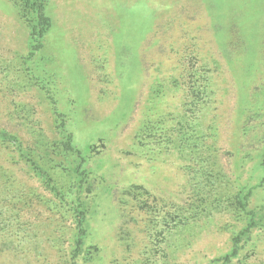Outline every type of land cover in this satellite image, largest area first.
Returning <instances> with one entry per match:
<instances>
[{
    "label": "rangeland",
    "instance_id": "1",
    "mask_svg": "<svg viewBox=\"0 0 264 264\" xmlns=\"http://www.w3.org/2000/svg\"><path fill=\"white\" fill-rule=\"evenodd\" d=\"M12 1L0 0V128L66 191L76 157L62 150L56 113L65 120L84 160L78 264H208L229 253L246 223L232 210L209 207L183 229L172 221L197 200L201 164L178 146L186 119L208 136L209 202L237 191L257 215L233 264H264V0H47L51 26L33 56ZM149 124L172 142L149 143ZM9 153L0 150V186L20 194L0 207V264H68L67 208Z\"/></svg>",
    "mask_w": 264,
    "mask_h": 264
},
{
    "label": "trees",
    "instance_id": "2",
    "mask_svg": "<svg viewBox=\"0 0 264 264\" xmlns=\"http://www.w3.org/2000/svg\"><path fill=\"white\" fill-rule=\"evenodd\" d=\"M47 0H13V4L19 10L22 18L27 19L28 27V39H29V51L30 56H33L34 52L42 47L43 39L48 32L51 24L50 19L46 14V4ZM202 95L201 89H193L191 93L192 102L189 105V114H194L195 110L199 107L200 96ZM56 118L59 119L57 123V128L61 130L64 142H62L61 147L64 153L74 154L76 157V163L73 168L75 174V180L70 184L71 186L66 190H62L55 180L51 176L48 169L42 167L38 159H33L34 149L29 144H25L17 135L0 128V150L11 151L8 156H6L7 164L13 163L16 159L20 161H25L28 167V174L31 179H36L43 188L51 194V197L60 205L67 208L70 220L74 226L72 235L71 251L68 257V264H78L77 259L84 252V247L86 244V238L88 234L87 228V216L85 210V203L80 197L82 177L85 175L83 170L84 160L81 153L78 152L72 145V136L66 130L65 120L62 116L56 113ZM172 135V134H171ZM208 136L205 134L203 128L194 126L192 120H185L184 125L178 130V146L185 152V158L193 161L195 164L200 162L201 167L198 172H195V184L193 188L196 189L197 200L192 203L187 204V209L185 206L179 207L178 212L174 220L177 221L176 226H180V229L188 226L191 221L196 222L201 214L205 212L208 214L209 207L210 212L214 209L217 210H232L238 218L246 220L244 229L233 238V242L229 253L222 257L211 260L208 264H233V258L237 257L239 254L241 235L251 233V229L258 226L257 215L253 210L248 208V198L247 196H241V193L237 191L230 194L231 191L227 189L226 195L218 196V199H214L209 202L211 196V187L214 185L213 178L216 179L212 171V166L214 162L211 161L210 156L207 154V150H210V145H206L205 140ZM143 138L148 140V142H154L158 146L162 145V142L168 141L172 142V136L165 133L163 129H159L157 126L149 124L143 132ZM174 140V139H173ZM41 158V157H40ZM39 158V159H40ZM23 161V162H24ZM216 161V160H215ZM1 171V170H0ZM1 176V174H0ZM1 178V177H0ZM5 178V176H4ZM3 179V177H2ZM9 180V178L7 177ZM213 188V187H212ZM214 189V188H213ZM19 191L17 189H10V187L5 184L0 186V207L3 208L4 212L10 211L9 203L11 201L16 202L15 198H18ZM251 195V194H250ZM29 199H24L23 202ZM27 203V202H26ZM0 208V209H1ZM6 208V209H5ZM6 210V211H5ZM185 212L188 215H185ZM2 213V211H1ZM5 215V213H2ZM176 223H174L175 226ZM175 226V227H176ZM182 234V230H180Z\"/></svg>",
    "mask_w": 264,
    "mask_h": 264
}]
</instances>
